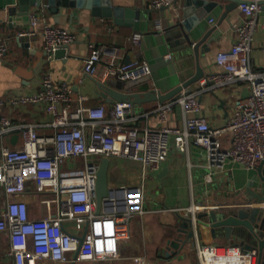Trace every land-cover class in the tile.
I'll use <instances>...</instances> for the list:
<instances>
[{"label":"built area","instance_id":"obj_1","mask_svg":"<svg viewBox=\"0 0 264 264\" xmlns=\"http://www.w3.org/2000/svg\"><path fill=\"white\" fill-rule=\"evenodd\" d=\"M243 0L239 5L244 18L235 25L237 40L231 50L219 52L216 62L221 71L203 77L199 89H183L179 95L155 110L159 120L168 122L174 108L184 114L182 127L163 126L140 128L131 124L129 115L134 111L129 103L117 102L111 106L85 105L86 96L75 99L74 86L67 82L56 84L50 72L43 77L42 88L35 94H21L0 98V185L9 196H20L32 189L40 194L52 192L55 198L44 200L48 210L54 203L58 212L41 219L30 217L29 206L20 200L10 201L5 210L0 209V232L10 234V255L14 264H39L44 260L68 263L71 254L79 251L78 258H85L95 248L102 236L92 227L81 245L80 237L71 234L64 226L65 221L85 216L94 223L96 213V187L99 165L92 158L102 156L110 162L115 159H130L143 167V181L138 185L123 184L109 187L103 200V218L112 224L111 238L115 242L131 236V224L136 215L145 213L146 186L159 172L168 159L171 140L182 153L188 152L191 144L206 153L210 173L224 170L231 161L248 170L257 169L264 161V72L252 66L251 54L258 26L261 2ZM172 7L180 11L178 0H153L152 8L160 10ZM41 17H30V28L20 32L18 38L36 37L42 34L44 48L50 57L59 49H67L77 37L68 30L42 22ZM162 32L159 20L155 23ZM135 43L140 36L135 35ZM92 54L84 64V74L106 82L110 75L119 74L122 80H131L150 74L148 63H124L116 66L110 62L103 73L100 67L105 61L104 47L91 45ZM264 51V46H263ZM9 52L8 41L0 38V58ZM168 58H171L169 55ZM83 80H80L82 83ZM245 82L250 94L235 103V115L221 127H212L200 115V95L205 90ZM43 104L49 118L45 124L26 122L2 115L6 107L25 108ZM47 127L53 132L40 134ZM5 136H18L22 145L4 144ZM225 139L230 145L225 147ZM83 159L82 170L63 172L62 168L71 160ZM103 258L105 254H95ZM201 264H256L258 251L245 252L240 246L205 245L199 248Z\"/></svg>","mask_w":264,"mask_h":264},{"label":"crops","instance_id":"obj_2","mask_svg":"<svg viewBox=\"0 0 264 264\" xmlns=\"http://www.w3.org/2000/svg\"><path fill=\"white\" fill-rule=\"evenodd\" d=\"M152 1L112 0L113 7L133 8L140 12V31L127 25L128 20L125 16L94 17L92 10L87 8H63L60 15L52 14L45 7L38 9L35 6L29 9V15L26 16L20 15L19 9L12 17L0 13V18L3 20L0 22V38L9 43L7 56L0 58V98L38 93L42 88L44 75L50 72L56 84L67 82L74 86L75 99L81 96L88 97L84 102L87 106L100 104L111 106L117 103L114 101L109 104L99 98L94 80H101L84 74V64L92 54L91 45L93 44L104 47L106 50L100 73L106 70L110 62L116 66L132 62L148 63L151 66L155 59L162 55L164 60L172 58L173 63L150 72L152 88L167 94L180 86L196 74L197 60L193 55L184 57L180 51L172 52V48L168 47L163 35L176 24L178 19L191 23L196 19L197 13L193 12L186 19L183 18L186 0H178L179 12L172 7L155 10L152 8ZM46 3L47 1L44 0L43 5ZM220 4L222 6L215 8L212 12V18L205 22L208 28H215L212 35L214 41L209 44L210 52L206 53L202 48L200 52L199 62L205 71V76L221 71L216 62V56L219 52L231 50L237 40L235 25L241 24L244 18L239 9L240 4L229 11H226V7L230 5L229 1H222ZM33 14H38L42 20L37 30L42 28L44 21L76 35L77 39L70 45L66 58H57L55 55L50 57L46 54L45 39L42 34L36 37L18 38L20 32L29 30L30 17ZM157 20L163 26L162 32L155 28ZM135 35L140 36L139 43L133 41ZM25 43H28L29 47H25ZM263 46L264 4L261 5L258 16L251 54L252 66L260 72H264ZM169 55L171 58H168ZM114 76L110 75L106 81ZM80 80H83L82 83ZM188 89L198 90L199 82ZM249 94L250 88L245 82L205 90L200 95L202 102L200 115L212 127H221L235 115L236 101L246 98ZM168 101L170 100L165 102ZM162 103L159 100L150 99L133 107L134 111L129 115L131 124L140 128L182 127L184 114L179 107L174 108L168 122L163 123L159 120L155 110ZM1 114L16 120L38 124H45L49 120L43 104L25 108L6 107ZM39 132L47 134L53 132V129L41 127ZM15 137H17L16 140H14ZM3 141L10 146L22 145V139L18 136H5ZM224 145L225 147L230 145L229 139H225ZM96 158H92V161L95 162ZM74 161L76 160L65 164L62 171H77ZM207 164V156L203 149L191 144L188 152L182 153L172 139L168 159L146 186L145 213L133 218L129 239L121 242L112 240V224L109 220H104L103 210L93 224H90L85 216H79L65 221L64 226L71 234L79 237L84 235L88 224L90 231L94 227L102 236L95 243V248H91L90 254L85 258L75 261V254H71L72 260L68 263L44 260L39 264H201L199 248L202 246L209 244L240 246L241 239L235 233L227 236L222 228L217 230V237H214L213 231L203 223H198V219L203 213L213 210L219 216H223L230 210L238 209L244 206V203L250 202L249 190L255 189L252 186L253 183L260 181L257 169L248 170L229 161L225 169L216 172L213 175V181L208 182L206 176L210 173V169ZM66 166L69 170H64ZM142 181L143 167L140 162L130 159H115L111 162L109 187L123 184L138 185ZM31 186V190L20 196H9L0 185V209L5 210L10 201L20 200L28 204L31 218H45L50 212L56 214L58 212L56 203L51 210H48L43 202L47 199L53 200L55 195L52 192L40 194L34 190L32 184ZM188 220L193 222L191 230L195 233L193 239L195 247L186 244L180 253L172 254L173 248L169 243L184 232L183 242L186 240L189 232ZM183 226L186 227L183 228ZM10 248V234L0 232V264H14ZM95 254H105V257L99 258ZM256 264H259V257ZM262 264H264V254Z\"/></svg>","mask_w":264,"mask_h":264},{"label":"water","instance_id":"obj_3","mask_svg":"<svg viewBox=\"0 0 264 264\" xmlns=\"http://www.w3.org/2000/svg\"><path fill=\"white\" fill-rule=\"evenodd\" d=\"M0 0V13L4 16L12 17L17 14L22 16L29 15V9L32 6L41 9L47 8L52 14L60 15L63 8H87L92 10L94 17H112L116 16L127 17V25L134 27L137 31L141 29V16L138 10L133 8H120L113 7L112 0ZM222 1H229L230 5L226 7V11L231 10L238 4H241L243 0H186V8L183 12V18H187L193 12L197 13L196 19L191 23L186 20H177L176 24L168 30L163 38L168 44V47L172 48L171 51H180L184 57L189 55L195 56L197 60L196 74L189 80L177 86L167 94L157 92L155 88H152L151 78L149 75L138 77L131 80H122L119 74H116L112 79L101 82L94 80L97 89L96 93L99 98L104 99L107 103L112 102L129 103L133 107L142 104L147 100H159L165 102L175 98L183 89H187L190 86L198 83L203 77H205V71L200 65L199 58L201 48L204 52L209 53L211 44L214 41L213 33L215 28H208L205 22H208L212 18V12L215 8L221 7ZM264 4V1L260 3ZM168 8V7H166ZM119 20V19H118ZM3 21L0 18V22ZM124 21V20H123ZM120 23V21H119ZM124 24V22L121 21ZM175 46V48H173ZM25 47H29L28 43H25ZM59 49L55 52V57L66 58L68 55V49ZM175 49V50H174ZM46 54H48L46 52ZM173 63L172 58L164 60V56H160L155 59L154 64L150 66V71L153 72L162 66H168ZM17 137L14 138L16 140ZM111 162L107 158H103L99 164L98 180L96 187V213L100 214L103 207V200L109 194V171ZM257 172L260 177V181L253 183V188L250 189V202L244 203L245 205L238 209H232L228 214L219 216L216 211H209L199 216L198 223H203L213 231V236L217 237V230L224 229L227 236H231L235 233L239 239H241L240 246L243 251L250 252L257 250L259 254V264H262V258L264 254V161L257 168ZM188 235L183 242L184 233L178 236L174 241H170V246L173 248L172 254L181 252L186 244H191L195 247L194 235L191 230L193 228L192 220H188ZM90 225L86 227V232L80 237L81 245H83L86 236L88 234ZM186 226H183L185 228ZM79 251L76 253L74 261L77 260Z\"/></svg>","mask_w":264,"mask_h":264},{"label":"rangeland","instance_id":"obj_4","mask_svg":"<svg viewBox=\"0 0 264 264\" xmlns=\"http://www.w3.org/2000/svg\"><path fill=\"white\" fill-rule=\"evenodd\" d=\"M102 159H103L102 156H97V158L95 159V163L99 165ZM74 164H75V169H78V170H82L85 167V163L83 159H78L74 161ZM64 170H69V168L66 166Z\"/></svg>","mask_w":264,"mask_h":264}]
</instances>
